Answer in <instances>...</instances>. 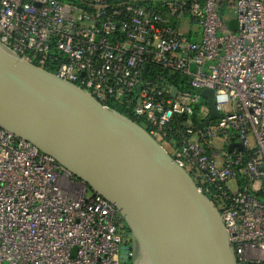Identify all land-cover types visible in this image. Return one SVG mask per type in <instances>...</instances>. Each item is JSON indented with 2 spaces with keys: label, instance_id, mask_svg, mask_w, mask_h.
I'll use <instances>...</instances> for the list:
<instances>
[{
  "label": "built area",
  "instance_id": "1",
  "mask_svg": "<svg viewBox=\"0 0 264 264\" xmlns=\"http://www.w3.org/2000/svg\"><path fill=\"white\" fill-rule=\"evenodd\" d=\"M0 46L156 131L177 116L190 127L194 108L201 125L211 90L222 118L178 149L160 144L201 180L236 264H264V0H0ZM124 227L106 200L0 129V264H122Z\"/></svg>",
  "mask_w": 264,
  "mask_h": 264
},
{
  "label": "water",
  "instance_id": "2",
  "mask_svg": "<svg viewBox=\"0 0 264 264\" xmlns=\"http://www.w3.org/2000/svg\"><path fill=\"white\" fill-rule=\"evenodd\" d=\"M175 88L172 89L174 94ZM209 121L222 118L203 90ZM0 129L50 157L121 216L133 264H236L219 212L145 129L0 46ZM241 145H230L227 151ZM122 237L120 263L128 261Z\"/></svg>",
  "mask_w": 264,
  "mask_h": 264
},
{
  "label": "trees",
  "instance_id": "3",
  "mask_svg": "<svg viewBox=\"0 0 264 264\" xmlns=\"http://www.w3.org/2000/svg\"><path fill=\"white\" fill-rule=\"evenodd\" d=\"M48 72L54 73L55 69L53 65L45 66L44 67ZM175 79L172 80L173 85L178 86V76H174ZM184 81V80H183ZM109 108L119 112L123 116L131 119L135 123H137L139 126H141L143 129H145L148 133L151 135L156 134V139L159 143H165L171 147L174 148H180L183 146V144L186 142V140L189 138L190 134L187 133L188 130H191L194 134L199 136L201 130L199 127V119L197 115V108H194L193 114L189 117V120L191 122V126L187 127L185 125V122L187 121V118L183 116H177L172 119L170 123H168L164 128H162L160 131H156L154 127H152L149 122L146 120L145 117H136L133 114L130 113V109L125 106L117 103L116 101L109 100L105 103ZM194 173V171H193ZM197 186L202 187L201 180L197 179ZM203 188V187H202ZM129 233V231L127 230Z\"/></svg>",
  "mask_w": 264,
  "mask_h": 264
},
{
  "label": "rangeland",
  "instance_id": "4",
  "mask_svg": "<svg viewBox=\"0 0 264 264\" xmlns=\"http://www.w3.org/2000/svg\"><path fill=\"white\" fill-rule=\"evenodd\" d=\"M222 19L227 25H229L231 30H235L236 29L237 25H236V22L233 21L231 14L224 12L222 14ZM185 170L190 173V175L192 176V178L195 181L197 175H195V173L191 172V170L189 168H185ZM3 264H6V263H3Z\"/></svg>",
  "mask_w": 264,
  "mask_h": 264
},
{
  "label": "flooded vegetation",
  "instance_id": "5",
  "mask_svg": "<svg viewBox=\"0 0 264 264\" xmlns=\"http://www.w3.org/2000/svg\"><path fill=\"white\" fill-rule=\"evenodd\" d=\"M123 232H124L123 237L129 241L127 244V247H128V250H129L131 256L129 257L128 262L133 264V262H134V245H133V242H132L131 238L129 237V233L127 232V229L125 227L123 228ZM121 239H122V237H121Z\"/></svg>",
  "mask_w": 264,
  "mask_h": 264
}]
</instances>
